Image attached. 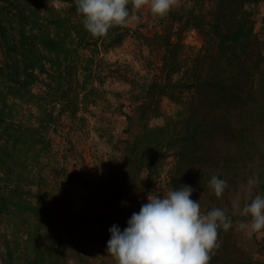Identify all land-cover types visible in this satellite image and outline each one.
I'll list each match as a JSON object with an SVG mask.
<instances>
[{
	"label": "rangeland",
	"instance_id": "374dc122",
	"mask_svg": "<svg viewBox=\"0 0 264 264\" xmlns=\"http://www.w3.org/2000/svg\"><path fill=\"white\" fill-rule=\"evenodd\" d=\"M218 3L174 0L159 19L129 3L139 19L94 38L76 0H0V264L50 249L44 264H116L109 229L182 185L232 220L210 264H264V230L240 227L264 196V2L244 6L253 59L235 74L210 32Z\"/></svg>",
	"mask_w": 264,
	"mask_h": 264
},
{
	"label": "clouds",
	"instance_id": "9594fccd",
	"mask_svg": "<svg viewBox=\"0 0 264 264\" xmlns=\"http://www.w3.org/2000/svg\"><path fill=\"white\" fill-rule=\"evenodd\" d=\"M129 3L136 10L148 6L159 19L170 13L174 0H76V8L85 30L100 38L114 27H127L139 19L130 12ZM209 184L217 197L227 187L217 176ZM194 191L192 186L182 185L162 196L151 193L148 202L133 212L126 228L113 225L107 251L116 264H210L213 250L219 246V230L228 231L232 220L221 208L203 214L199 200L192 199ZM234 208L239 210V204ZM242 213L250 217L240 225L248 236L264 230V196L245 203Z\"/></svg>",
	"mask_w": 264,
	"mask_h": 264
},
{
	"label": "trees",
	"instance_id": "16d2710c",
	"mask_svg": "<svg viewBox=\"0 0 264 264\" xmlns=\"http://www.w3.org/2000/svg\"><path fill=\"white\" fill-rule=\"evenodd\" d=\"M219 1L220 3H218L217 6L219 17H216L217 19L214 20L216 24H210V32L216 40L217 54L222 60L224 71L230 74H235L237 71H239V69H249V65L253 59V52L249 48L250 29L246 23L247 18L245 16L246 12L244 10V6L258 2H264V0ZM237 8L240 10V13L239 11H236ZM123 35L128 38H137V34L129 30L125 31ZM45 46L53 50L55 48V43L52 40H46ZM260 50L262 49L260 48ZM257 56L261 62L264 61L261 53H257ZM244 77V75H241L240 79H243ZM14 78V82H19L16 76H14ZM237 84L238 87L236 88L239 92V95H237V100L242 102L246 89L244 85L240 83V81ZM162 92V94H166V91ZM127 200L130 201L132 199L130 198ZM31 210L33 213H38L37 208H32ZM38 254L43 264L44 262L49 263L52 261V249L45 252H39ZM77 262L79 264H85V261L82 259V257H79Z\"/></svg>",
	"mask_w": 264,
	"mask_h": 264
}]
</instances>
